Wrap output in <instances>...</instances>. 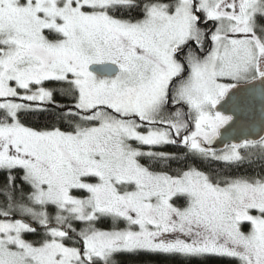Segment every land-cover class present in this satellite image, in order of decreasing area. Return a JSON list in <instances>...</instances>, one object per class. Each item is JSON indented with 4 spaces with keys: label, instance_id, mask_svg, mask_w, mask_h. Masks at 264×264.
I'll return each instance as SVG.
<instances>
[{
    "label": "snow or ice",
    "instance_id": "snow-or-ice-1",
    "mask_svg": "<svg viewBox=\"0 0 264 264\" xmlns=\"http://www.w3.org/2000/svg\"><path fill=\"white\" fill-rule=\"evenodd\" d=\"M256 81L264 0H0V264H117L140 251L264 264V176L153 171L142 157L177 156L131 143L264 163V135L212 147L234 120L217 105ZM22 112L70 130L26 126ZM33 224L38 242L24 239Z\"/></svg>",
    "mask_w": 264,
    "mask_h": 264
},
{
    "label": "trees",
    "instance_id": "trees-1",
    "mask_svg": "<svg viewBox=\"0 0 264 264\" xmlns=\"http://www.w3.org/2000/svg\"><path fill=\"white\" fill-rule=\"evenodd\" d=\"M47 87H53L55 85H46ZM57 101L60 103H67L66 99H62L59 94L56 96ZM20 120L26 126L42 129L51 127L53 125L60 127L62 130H70L67 124L61 122L57 123L55 118L49 113H21ZM144 151H156V152H167L173 153L177 156L176 160L170 161L168 166L165 167L163 164L158 162L149 161L148 158L142 157L140 162L149 166L153 171H169L174 174L177 168L184 167L187 163H193L196 167L204 171L212 172L213 174L219 173L230 177H260L264 176V163H243L240 165H228L221 162H201L199 160H193L191 157L187 161L184 160V153L186 149L182 146L177 145H165L162 147L155 148H142ZM241 154L246 155V150L240 149ZM5 173L0 172V184L5 181ZM17 183H20L18 180ZM2 199V198H0ZM255 213V212H254ZM96 226L101 229H111L113 227L110 218H101ZM124 224L118 225L119 228H124ZM33 227H37L33 224ZM81 227V225H77ZM43 238V229L37 227L36 233H25L24 239L32 242H38ZM117 264H239V261L227 256L218 255H204L200 257H193L186 259L180 256L165 255L151 252H135V253H122L115 257Z\"/></svg>",
    "mask_w": 264,
    "mask_h": 264
},
{
    "label": "water",
    "instance_id": "water-1",
    "mask_svg": "<svg viewBox=\"0 0 264 264\" xmlns=\"http://www.w3.org/2000/svg\"><path fill=\"white\" fill-rule=\"evenodd\" d=\"M233 96L240 97L238 106L233 104ZM216 110L234 116L232 122L220 129L221 135L212 145L217 152L233 142L252 139L257 134L264 135L261 132L264 128V84L259 81L240 83L217 105Z\"/></svg>",
    "mask_w": 264,
    "mask_h": 264
},
{
    "label": "rangeland",
    "instance_id": "rangeland-1",
    "mask_svg": "<svg viewBox=\"0 0 264 264\" xmlns=\"http://www.w3.org/2000/svg\"><path fill=\"white\" fill-rule=\"evenodd\" d=\"M221 83H229V84H231V83H236L235 81H232V80H229V79H224V80H221L220 81ZM132 144H133V147H139V148H141V150L142 151H144L142 148H148V146H143V145H139L138 143H136V142H134V141H132L131 142ZM226 150V149H225ZM225 150H223V151H225ZM149 151V150H148ZM223 151H220V152H217L218 154H220V153H222ZM75 195H82V193H74ZM51 211V210H50ZM253 215H255V214H257L256 212L254 213H252ZM27 219V218H26ZM37 227H39L38 225H36ZM82 226V225H81ZM123 227H126V225L124 224V226ZM109 230V229H108ZM242 230L243 231H245V232H247V231H249L250 230V224H248V223H244L243 225H242ZM208 255H217V254H208ZM218 256H223V255H218ZM231 258V257H230ZM234 259H236V258H234ZM236 260H238V259H236ZM239 261V260H238ZM239 264H240V262H239Z\"/></svg>",
    "mask_w": 264,
    "mask_h": 264
},
{
    "label": "flooded vegetation",
    "instance_id": "flooded-vegetation-1",
    "mask_svg": "<svg viewBox=\"0 0 264 264\" xmlns=\"http://www.w3.org/2000/svg\"><path fill=\"white\" fill-rule=\"evenodd\" d=\"M207 27L211 28L212 25L209 24ZM205 48L206 49L210 48V42L206 43ZM205 54H206V52L205 53H201V55H205ZM184 75H185V77L188 75L187 70L185 71ZM241 83H245V82H241ZM183 107H184L185 111H187V107L186 106H183ZM172 110H174V109H172ZM190 128H191V126H190Z\"/></svg>",
    "mask_w": 264,
    "mask_h": 264
}]
</instances>
